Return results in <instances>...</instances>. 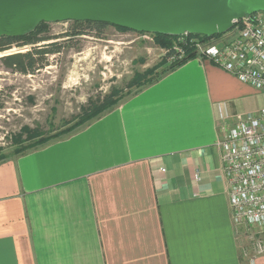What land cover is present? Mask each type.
Listing matches in <instances>:
<instances>
[{"label":"crops","instance_id":"1","mask_svg":"<svg viewBox=\"0 0 264 264\" xmlns=\"http://www.w3.org/2000/svg\"><path fill=\"white\" fill-rule=\"evenodd\" d=\"M263 108L261 92L195 58L2 162L0 264H264L240 246L216 147L221 113L232 125Z\"/></svg>","mask_w":264,"mask_h":264},{"label":"rangeland","instance_id":"2","mask_svg":"<svg viewBox=\"0 0 264 264\" xmlns=\"http://www.w3.org/2000/svg\"><path fill=\"white\" fill-rule=\"evenodd\" d=\"M48 25V34L57 37L73 26L71 21ZM67 39L54 41L61 43L63 49L58 54L47 55L46 66L32 75L10 72L0 63V154H11L15 148L29 144H15L18 133L21 132V139H25L21 130L24 126L43 132L62 130L91 102L103 99L112 88L122 94L131 92L136 85L134 74L143 75L157 66L167 51L155 45L150 34L120 32L113 26L106 27L100 38L91 31L83 37ZM27 49L13 47L0 53V57ZM166 66L168 64L163 68ZM161 70L162 67L156 69L155 74ZM248 114L256 115L244 113L241 117ZM239 239L242 247L244 238L240 235Z\"/></svg>","mask_w":264,"mask_h":264},{"label":"built area","instance_id":"3","mask_svg":"<svg viewBox=\"0 0 264 264\" xmlns=\"http://www.w3.org/2000/svg\"><path fill=\"white\" fill-rule=\"evenodd\" d=\"M186 46L196 58L211 62L264 95V11L233 21L218 37L202 39L187 33L176 37L173 53L163 54L168 64L183 58ZM219 119L223 123L216 147L228 185L232 223L243 229L244 255L264 256V108L232 125L226 113Z\"/></svg>","mask_w":264,"mask_h":264},{"label":"water","instance_id":"4","mask_svg":"<svg viewBox=\"0 0 264 264\" xmlns=\"http://www.w3.org/2000/svg\"><path fill=\"white\" fill-rule=\"evenodd\" d=\"M261 11L264 0H0V37H21L41 22L78 21L139 34L212 38Z\"/></svg>","mask_w":264,"mask_h":264},{"label":"trees","instance_id":"5","mask_svg":"<svg viewBox=\"0 0 264 264\" xmlns=\"http://www.w3.org/2000/svg\"><path fill=\"white\" fill-rule=\"evenodd\" d=\"M71 23L73 24V26L67 32H65L63 36L59 37L48 34L49 25L43 22L39 23L34 30L24 34L21 37H0V53H5L11 50L13 47H16L18 49L25 47L29 48L24 52L12 53L0 57V63L6 70L10 72L23 76L32 75L35 71L46 66L45 61L47 55L58 54L63 49L62 44L59 42H54L55 40L63 38H68L67 40H69L75 37H83L91 33V31H94L96 33V38H100L103 30L109 26L104 23L93 22L73 21ZM115 29L120 32H130L126 29L118 27H115ZM152 36L154 38L155 45L169 51L167 55L173 53L172 48L175 43L176 37H168L163 35ZM191 36L206 39V37L194 35ZM184 50L185 55L180 60L168 64L166 55L163 58L164 60L157 64V66L143 72V75L135 73L133 76V80L136 82V85L135 89L131 92L122 94V91L112 88L107 95L103 96V99L91 102L87 108L83 109L80 115L76 116L74 121L69 123L70 125L66 124V128H63L62 130H51L50 132H43L38 128L30 129L29 127H22L21 130L24 133L22 134L23 136H25V139H21L22 135L20 132V134L18 133L17 136L15 135V144L22 145L25 142H28L29 144L15 148L16 150H13L11 154H0V164L9 160V158L12 156H16L19 154L22 155L23 152L25 153L29 150L43 147L52 141L63 138L82 129L91 121L99 119L100 117L104 116L106 113L114 109L126 98H129L143 88L156 83L165 74L179 68L189 60L196 58V55L189 46L184 47ZM166 64H168V66H166V68H163V65ZM161 67L162 70L160 71V73L155 74V70L160 69Z\"/></svg>","mask_w":264,"mask_h":264}]
</instances>
